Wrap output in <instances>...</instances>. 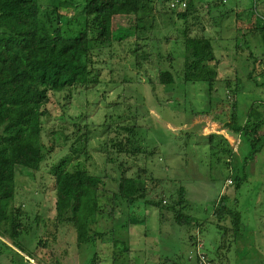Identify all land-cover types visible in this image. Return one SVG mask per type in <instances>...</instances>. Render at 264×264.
<instances>
[{"label":"rangeland","instance_id":"obj_1","mask_svg":"<svg viewBox=\"0 0 264 264\" xmlns=\"http://www.w3.org/2000/svg\"><path fill=\"white\" fill-rule=\"evenodd\" d=\"M152 1L156 29L148 40L135 39L133 17H115L110 47L97 45L93 53L99 83L48 94L42 140L51 153L38 172L15 169L13 205L29 230L22 242L34 258L0 246V264H89L95 253L102 264H165L174 257L178 264H194L186 256L190 230L163 209L178 201L181 189L184 200L174 210L181 208L199 222L207 244L216 245L222 233L213 216L221 195L242 214L245 233L226 239L225 264H264V145L250 157L246 137L235 136L228 127L231 105L237 106L244 125L249 106L264 103L259 74L264 71V0L204 4L185 18ZM200 36L213 40L221 61L211 107L207 85L184 86L179 79L172 86L159 83L161 68L179 75L183 39ZM256 111L262 114L264 108ZM78 129V135L65 140ZM78 137L81 147L75 149ZM119 147L137 157L118 152ZM64 160L67 168L84 163L90 174L103 177L108 190L117 191L123 180L136 194L132 179L145 166V198L127 205L102 199L105 208L96 222L64 223L55 207L51 175ZM224 221L220 228L228 226ZM97 229L105 233L99 241L94 240ZM39 241H46L45 246ZM0 244L10 247L8 239ZM210 257L217 259L214 253Z\"/></svg>","mask_w":264,"mask_h":264},{"label":"trees","instance_id":"obj_2","mask_svg":"<svg viewBox=\"0 0 264 264\" xmlns=\"http://www.w3.org/2000/svg\"><path fill=\"white\" fill-rule=\"evenodd\" d=\"M199 1L190 2L185 13L175 15L185 18L198 10L196 6L201 2L211 5L222 3L221 0ZM42 2L43 0H0V239H8L10 247L4 244L0 246L11 253L18 251L30 260L34 258V251L24 247L22 242L23 235L29 234V230L22 223V213L13 205L15 169L21 167L38 172L51 153L42 140L48 94L63 92L75 86L99 83L93 53L97 45L110 47L113 35L112 22L115 17H133L136 40H148L147 35L151 36L156 29L152 0ZM159 3L165 7L164 0H159ZM67 12L70 16L66 18ZM167 13L172 14L169 11ZM182 43L183 66L179 75L161 68L159 83L163 86H172L179 79L184 86L195 83L207 85L205 95L211 100V103H208V107H211L215 104L213 94L216 91L212 87L218 82L217 71L221 66V61L214 54L213 40L203 36L185 37ZM220 59L223 60V57ZM259 74L264 76V71ZM251 78L249 75V79ZM238 90L239 87H236L235 92ZM230 108L228 127L235 136L243 134L246 137L252 157L254 152L264 145V113L256 114V110L264 108V105L256 104V101L252 103L244 125L239 123L237 106L234 104ZM124 130L130 129L125 127ZM78 133L79 129L73 131L65 140H70ZM209 139H213L212 135ZM81 141L80 137L76 139L75 149L81 147ZM120 151L128 156L137 157L129 149L122 150L119 147L118 152ZM84 155L86 159V154ZM66 165L67 161L64 160L51 169L55 207L60 214V220L64 223L87 226L90 221L96 222L105 208V205L101 204L102 199L111 204L127 205L145 198V166L138 167L132 179L139 191V194H136L125 187L123 180L118 182L117 191L108 190L103 177L90 174L84 163L76 162L70 168ZM229 176L228 172L226 177ZM239 187L238 180L235 190ZM184 196L185 191L181 189L178 201L172 207L163 209L174 213L176 224L190 230L186 256L193 252L201 240L204 242L203 251L207 262L225 264L222 251L226 247V239L228 237L234 239L242 230L240 212L235 207L233 209L228 207L226 203L230 199L221 195L213 211L218 223L213 222L219 228V233H222L216 245L212 242L207 244L201 236L199 222L182 213L181 208L174 210L176 205L181 207ZM236 203L237 200H233V204ZM149 205L159 207V203L149 202ZM225 219L229 221L228 226L220 228ZM35 222L36 225L40 223L39 216L35 217ZM104 236L105 233L100 229L95 230V241L101 240ZM45 243L46 241L38 242L40 246H45ZM210 253H214L217 259L211 258ZM174 258L177 260V257ZM113 260L116 259L113 257ZM175 260L172 259L173 264H178ZM189 262L197 264L196 259ZM89 264H102L97 253Z\"/></svg>","mask_w":264,"mask_h":264},{"label":"built area","instance_id":"obj_3","mask_svg":"<svg viewBox=\"0 0 264 264\" xmlns=\"http://www.w3.org/2000/svg\"><path fill=\"white\" fill-rule=\"evenodd\" d=\"M165 7L169 12L174 14L185 13L188 9V5L190 2L195 0H164ZM203 1V0H202ZM222 4L226 2V0H221ZM203 241H199L196 244L195 249L189 255V260L196 259L197 264H209L206 260L205 253L203 251Z\"/></svg>","mask_w":264,"mask_h":264},{"label":"crops","instance_id":"obj_4","mask_svg":"<svg viewBox=\"0 0 264 264\" xmlns=\"http://www.w3.org/2000/svg\"><path fill=\"white\" fill-rule=\"evenodd\" d=\"M199 1V0H198ZM200 2V1H199ZM202 3V2H201ZM197 4L199 7H201V6H203L204 4L202 3V4ZM224 59V58H223ZM257 66V65H256ZM259 69V68H258ZM263 78H264V76H263ZM263 105H264V103H263ZM241 214V213H240ZM241 217H242V230H241V232L240 233H238V235H237V237L236 238H239V236H242L243 235V233H245V230H246V225H245V223H243V220H244V218H243V216H242V214H241ZM199 228H200V226H199ZM216 240H218V238H216ZM187 241V240H186ZM144 264V263H143ZM152 264H154V263H152ZM165 264H173V263H170V262H165Z\"/></svg>","mask_w":264,"mask_h":264}]
</instances>
